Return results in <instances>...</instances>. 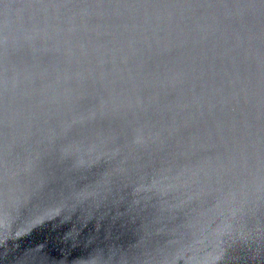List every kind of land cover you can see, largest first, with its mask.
I'll return each mask as SVG.
<instances>
[{"label":"water","instance_id":"obj_1","mask_svg":"<svg viewBox=\"0 0 264 264\" xmlns=\"http://www.w3.org/2000/svg\"><path fill=\"white\" fill-rule=\"evenodd\" d=\"M0 264H264V0H0Z\"/></svg>","mask_w":264,"mask_h":264}]
</instances>
